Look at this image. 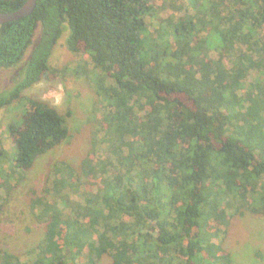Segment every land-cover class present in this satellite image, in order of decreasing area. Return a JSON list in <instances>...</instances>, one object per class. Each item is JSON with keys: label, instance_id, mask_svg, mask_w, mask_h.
<instances>
[{"label": "trees", "instance_id": "1", "mask_svg": "<svg viewBox=\"0 0 264 264\" xmlns=\"http://www.w3.org/2000/svg\"><path fill=\"white\" fill-rule=\"evenodd\" d=\"M26 2L0 0V12ZM66 24L68 50L94 65L74 73L95 82L103 114L79 169L59 160L34 191L41 241L0 243V264H233L232 217L264 215V0H38L1 24L0 70L13 75L0 110L25 109L8 125L14 158L0 148V214L72 136L71 110L24 94L61 72L50 58Z\"/></svg>", "mask_w": 264, "mask_h": 264}, {"label": "rangeland", "instance_id": "2", "mask_svg": "<svg viewBox=\"0 0 264 264\" xmlns=\"http://www.w3.org/2000/svg\"><path fill=\"white\" fill-rule=\"evenodd\" d=\"M68 35L69 28L66 24L64 33L50 58L51 68L59 69L61 72L50 73L24 91L25 95L43 99L63 112L71 110L72 136L65 144L42 156L8 195V202L0 214V243L17 252L32 249L44 236V228L36 221L35 213L30 206L34 191L35 195L43 194L50 178L55 176L54 166L59 160L79 169L81 161L93 147L94 134L99 128L97 121L103 114L95 82L87 73H74L77 66L83 69L85 63L87 72L91 73L94 65L87 54H73L68 50L66 46ZM30 54L31 48L21 64L27 63ZM9 70H0V92L9 86L13 75ZM24 109L25 103L19 100L8 109L0 110V148L3 147L8 153L7 156L12 159L15 151L8 135V125L11 121H19ZM103 149L100 148L97 155L106 159L108 156ZM3 165L8 169L10 167L6 160L3 161ZM82 176L84 178V175ZM0 189L3 201L7 197V192L3 187ZM70 195L78 198L74 192ZM230 211L227 213L230 214ZM223 244L232 253L233 264H264V215L247 212L244 216H233ZM96 264H110V257L104 255Z\"/></svg>", "mask_w": 264, "mask_h": 264}, {"label": "water", "instance_id": "3", "mask_svg": "<svg viewBox=\"0 0 264 264\" xmlns=\"http://www.w3.org/2000/svg\"><path fill=\"white\" fill-rule=\"evenodd\" d=\"M38 0H27L18 10L11 12H0V25L9 21L17 20L34 12Z\"/></svg>", "mask_w": 264, "mask_h": 264}]
</instances>
